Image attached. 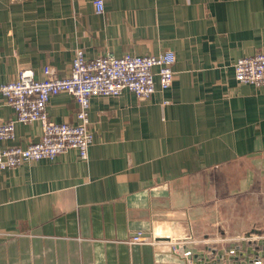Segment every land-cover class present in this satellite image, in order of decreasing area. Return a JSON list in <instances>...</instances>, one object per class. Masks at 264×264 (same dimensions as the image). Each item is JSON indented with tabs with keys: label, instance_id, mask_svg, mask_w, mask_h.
<instances>
[{
	"label": "crops",
	"instance_id": "0c3cea01",
	"mask_svg": "<svg viewBox=\"0 0 264 264\" xmlns=\"http://www.w3.org/2000/svg\"><path fill=\"white\" fill-rule=\"evenodd\" d=\"M92 1L0 0V83L47 64L66 76L76 49L170 50L173 82L156 78L148 99L93 97L87 160L70 149L0 170V264H187L168 244H128L139 230L190 236L194 264L223 250L221 264L234 250L235 264H264V85L239 84L233 68L264 49V0H103L102 13ZM77 109L67 92L46 106L56 122L76 123ZM14 116L0 94V123ZM40 135L15 122L0 148Z\"/></svg>",
	"mask_w": 264,
	"mask_h": 264
},
{
	"label": "built area",
	"instance_id": "2783aa9c",
	"mask_svg": "<svg viewBox=\"0 0 264 264\" xmlns=\"http://www.w3.org/2000/svg\"><path fill=\"white\" fill-rule=\"evenodd\" d=\"M92 2L95 12L102 13L103 0ZM174 62L175 55L170 50L158 54L126 53L119 57L106 54L89 58L81 49H76L66 76H58L56 70L48 64L43 66L40 78L35 77L32 68H21L15 79L0 83V94L15 112L14 118L0 123V140L13 138L15 122H38L41 135L39 140L24 147L15 145L0 148V170L16 168L23 163L41 159L54 160L70 149L75 150L81 160H87L92 142L88 118L91 99L97 96H117L123 90L133 92L138 98L148 99L155 92L156 78L161 90L171 86ZM233 68L234 77L239 84L263 86L264 49L238 58ZM60 92H67L77 102L76 123L56 122L49 117L47 103L51 96ZM194 241L190 236L169 242L157 241L140 230L126 239L128 244H168L173 253H182L187 264L195 262L188 257L191 250L183 246ZM234 251L227 254L234 255ZM256 260L258 264V258ZM229 262L233 264L234 261L229 260L226 264Z\"/></svg>",
	"mask_w": 264,
	"mask_h": 264
},
{
	"label": "water",
	"instance_id": "95a60500",
	"mask_svg": "<svg viewBox=\"0 0 264 264\" xmlns=\"http://www.w3.org/2000/svg\"><path fill=\"white\" fill-rule=\"evenodd\" d=\"M246 236H249V234H247ZM232 249H233V248H232ZM229 250H230V249H229ZM233 250H234V249H233ZM208 251H209L211 254H214V253L216 252L214 248H209ZM234 252H235V251H234ZM234 254H235V253H234ZM219 255H222V251H219V252L217 253V256L214 257V260H213V261H211V262H207V261H206L205 264H221V259H222V258H225V251L223 250V257H222V258L219 257ZM201 258H204V256L202 255ZM227 258H228L229 260H231V261H234L233 264H235L236 260H237L239 257L236 256V255H231V254H229V256H228ZM256 259H257V258H255V257L252 258V259H248V262L252 263V262H254Z\"/></svg>",
	"mask_w": 264,
	"mask_h": 264
}]
</instances>
